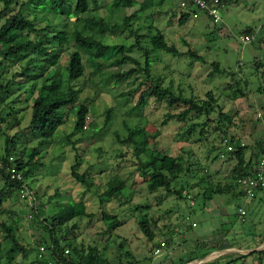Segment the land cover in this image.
Masks as SVG:
<instances>
[{
  "label": "rangeland",
  "instance_id": "rangeland-1",
  "mask_svg": "<svg viewBox=\"0 0 264 264\" xmlns=\"http://www.w3.org/2000/svg\"><path fill=\"white\" fill-rule=\"evenodd\" d=\"M111 2L112 0H98L97 7H91L89 13L109 16L111 20L120 22L123 14L135 11L129 24L132 28H137L140 43L148 50L151 59L150 73L153 77L158 76L162 85H169L175 92L181 91L187 96L193 94L204 97L205 92L211 89L222 110L232 116L233 124L228 127L229 134L245 144L263 141L264 131L256 117V110L264 111V93L256 91V87L262 81L264 69V0L228 1L220 11L222 20L219 24L210 22L204 14L180 24L177 20L179 0H137L133 6L122 7L114 12L111 11ZM13 7L17 8V4ZM25 9L29 16L36 18L38 27H44L47 23H55L59 27L62 22V19L58 22L57 15L51 12L32 7ZM64 12L70 20H74L70 9H64ZM247 27L252 28L254 38L243 43L238 35L245 33ZM157 28L179 50L195 49L204 62L185 54L174 56L161 49H153L149 37ZM102 39L107 43L120 42L128 45L134 41V36L126 30L116 29L107 32ZM66 46L68 49L73 47L70 43ZM129 52L143 62L144 56L139 48L131 47ZM57 57L59 63L65 64L67 49L60 51ZM25 59L26 56H22L20 62ZM214 60L225 71H215L209 75ZM255 60L260 61L263 66L256 69ZM84 63V74L73 80L74 87L78 90V100L60 110L64 121L45 149L42 158L44 165L35 167L27 177L28 186L36 196L35 202L43 205L41 218L55 212L67 201L82 200L86 210L94 215H81L69 222L77 225L74 229L76 241L96 244L112 260L119 251V242L131 249L136 257L149 254L155 248H151L150 240L138 227L134 204L139 203L147 205L146 214L151 218V226L155 232L153 241L164 239V234L172 239L170 253L167 254L166 249L162 248L155 259L158 256H169L178 262L180 257L186 258L192 249H200L197 244L202 241H218L220 244L226 242L229 245L234 240L243 244V240H252L253 236H257L252 233H264V193L251 200L243 195L230 197L225 192L216 194L205 205H202L200 195L192 197L208 186L209 182L223 185L230 180V169L235 158L223 151L224 146L220 142L222 134L213 129L214 120L208 122L203 133H199L200 125H191L193 121H203V115L183 122L172 118L163 123L168 110L164 99L156 100L149 96L144 105L133 109L139 92L136 91L132 98L119 94L120 91L144 81L146 76L143 71L118 82L112 79L104 81L98 71L91 73L96 64L87 61L85 55ZM130 66L132 64L128 62L121 65L104 63L102 70L106 74L108 71ZM236 80L239 81L238 85L235 84ZM145 81L141 88L145 86ZM28 84L29 81H22L11 96L22 92ZM33 94L25 91L16 101L20 124L11 127H4L2 124L1 130L4 133L12 134L17 128L25 126ZM80 101L88 106L87 127L82 131H75V110ZM107 107L111 108V112L105 123ZM215 115V112L211 113L210 118ZM125 124L132 127L141 125L149 136L150 148H158L180 157L184 171L178 174L172 185L180 188L188 182L190 186H185L187 191H183L185 198L176 197L162 188L148 191V176L141 173L139 160L132 152V143L119 141L127 135ZM30 135L28 130L20 132L17 146L35 144V138L27 140ZM3 145L4 134L0 132V150ZM218 151H222V155L219 153L216 156ZM249 151L246 150V156ZM76 154L80 159L78 171L89 173V186L75 180L70 174V164L74 162ZM199 166L206 167V170L198 169ZM206 173L208 178L201 180ZM114 174L125 181L123 194L119 198L114 197L107 189L106 182ZM2 183L0 179V185ZM237 203L244 204L247 208L243 220L236 214ZM103 210L115 213L120 219V224L110 232L105 231V222L101 217ZM29 212L26 201L18 194L12 192L10 196L3 198L0 221L14 226V233L24 248L8 252L10 240L2 237L3 230L0 227L1 264H5L9 256L18 264H35L32 259L37 251L36 239L44 231L41 223L35 221ZM257 256L260 257L259 252L250 255V258L237 259L229 264H256Z\"/></svg>",
  "mask_w": 264,
  "mask_h": 264
},
{
  "label": "trees",
  "instance_id": "trees-1",
  "mask_svg": "<svg viewBox=\"0 0 264 264\" xmlns=\"http://www.w3.org/2000/svg\"><path fill=\"white\" fill-rule=\"evenodd\" d=\"M0 132L4 134V145L0 150V206L3 198L10 196L12 192L19 195V189L26 186L29 190H33L28 186L27 177L33 172L37 166L44 165L42 161L44 152L49 143L52 142L53 134L56 129L63 123L64 118L61 114V109L68 105L77 102L78 90L74 87L73 80L82 76L85 71L84 55L87 61L96 64L91 71H96L102 75L104 81L114 80L116 82L130 76L131 74L143 71L147 80L145 86L141 88L144 81H140L136 86L127 90L120 91V96L132 98L134 93L138 91V96L132 106L133 109H138L147 101L148 97H153L156 100L164 99L168 106V110L162 122L165 123L168 119L177 121H185L203 115L205 118L201 122H192V126H198L199 133H203L204 127L209 121H215L213 129H217L222 134L220 136L221 145L224 146L225 152L229 157L235 158V162L230 169V180L223 185L208 183V186L193 195L197 198L200 195L202 205L212 199L216 194L227 192L230 197L243 195L244 193L236 182V178L242 174L250 173L255 161L261 155H264V137L263 141L254 142L255 144L241 143L238 138L229 134L228 127L233 124L232 116L222 110L221 104L211 89L207 90L204 97L195 96L193 94L184 95L181 91L175 92L171 86L162 85L158 76L153 77L150 73L151 59L148 55V50L140 43V34L137 28H132L129 24V19L135 15V11L130 14H123L122 20L116 22L111 20L109 16L90 14L91 7H97L98 0H0ZM137 0H112L111 11H116L122 7L133 6ZM228 1L234 0H224ZM17 4V8L13 5ZM13 7V8H12ZM25 7H32L51 12L57 15L60 26L55 23H47L44 27H38L36 18L29 16ZM178 22L183 24L188 19L193 18L192 12L196 9L190 5L179 6ZM64 9H70L71 16L74 20H70L65 14ZM204 14L199 13V16ZM206 16V14H204ZM198 16V17H199ZM207 17V16H206ZM208 18V17H207ZM195 19V18H194ZM209 19V18H208ZM211 22V21H210ZM51 28V29H49ZM116 29L126 30L134 36V41L130 44L124 43H107L104 42L102 36L107 32H113ZM245 33H251L252 28H245ZM150 44L152 48L161 49L174 56L183 54L203 61L201 55L196 53L195 49L179 50L173 43H170L165 38L162 30L159 28L150 35ZM72 44L73 47L67 48V44ZM137 47L142 51L144 59L141 62L136 56L129 51L131 47ZM67 49L68 57L65 64L58 62L57 55L60 51ZM26 56L24 62H20L21 57ZM124 62L132 64L126 69H115L104 74L102 65H121ZM18 64V65H17ZM209 75L215 71L222 73L224 68L219 67L217 61H212ZM256 69L263 66L260 61L255 60ZM227 71V70H226ZM9 72V73H8ZM262 81L256 87V91L264 93V69L262 70ZM22 79V80H20ZM22 81H29L22 92L15 96H11L15 89H18ZM236 85L239 81L236 80ZM241 90V89H240ZM16 91V90H15ZM34 93L30 103V115L23 128H17L12 134L4 133L1 125L18 126L20 118L18 117L19 107L16 101L19 100L22 93ZM11 96L10 98H8ZM25 100V98H24ZM178 108L177 110H171ZM264 110V107L262 108ZM88 106L85 102L80 101L75 110V121L73 129L75 131L84 130L87 125L86 115ZM111 108L105 109V123L110 118ZM215 112L214 118H210V114ZM127 135L120 142L132 143V152L139 160L141 173L146 174V188L149 192H153L158 188L164 189L167 193H173L176 197L185 198L183 191L189 187L188 182L182 184L180 188H175L172 182L179 173L184 171L180 157L174 156L161 151L158 148H150L148 135L143 130L141 125L129 126ZM28 130L30 138L36 139V143L32 146L22 145L17 146L18 134ZM223 138H227V143L232 146L231 150L226 149V144ZM220 147V146H219ZM249 149V154L246 156V150ZM222 151H218L216 156ZM80 163L79 156L76 154L75 160L70 164L71 176L89 186L91 183L89 173L78 171ZM14 167L19 173V177L10 176L9 168ZM200 170H206V167L199 166ZM189 170V169H188ZM206 173L201 177V180H206ZM107 189L111 194L119 198L123 194L125 181L117 174L112 175L106 182ZM187 191V190H186ZM264 193V188L257 190L254 197ZM36 196L32 204L29 206V215L34 216L35 221L41 223V228L44 235H40L36 239L37 245L42 243L46 248V257L40 258L37 256V251L33 262L37 264H46V259H51L54 264H173L172 257L166 256L169 259L165 260V256L161 260H156V254L151 251L142 257H136L131 249L125 247L123 242L117 244L119 251L112 260L96 244H89L76 241L74 229L77 228L75 222H69L81 215L93 216V212L86 210V205L82 200L67 201L63 203L55 212L49 213L41 218L44 212L42 203L35 202ZM192 205V204H190ZM244 204L237 203L236 214L244 219V215H240L237 211L239 206ZM135 217L139 229L143 235L150 240L151 248L160 246L163 250L166 249L169 254V249L172 248L171 236L164 234V244L161 246V239L154 240L155 232L151 226V218L146 214L147 205L134 204ZM102 219L105 222V231L110 232L120 224V219L115 213L102 211ZM1 230H3V238L10 240V246L7 251L13 249L21 250L23 244L16 237L12 225L5 221H0ZM257 235L258 239L255 245L260 243L264 238V233H252ZM243 244H238L234 240L228 246H237L239 248L250 247V240H243ZM199 248L192 249L187 253L186 258H179L180 263H185L193 259L201 258L208 252L221 247L218 241H202L198 243ZM68 248L67 252L64 249ZM263 250L255 251L262 252ZM254 252V251H253ZM252 253V252H250ZM24 255V254H23ZM248 254L235 253L227 260L218 262V260H210L200 264H229L237 259H244ZM172 258V259H171ZM1 259V258H0ZM175 262V261H174ZM1 264V261H0ZM5 264H18L13 261L11 256L7 257Z\"/></svg>",
  "mask_w": 264,
  "mask_h": 264
},
{
  "label": "built area",
  "instance_id": "built-area-1",
  "mask_svg": "<svg viewBox=\"0 0 264 264\" xmlns=\"http://www.w3.org/2000/svg\"><path fill=\"white\" fill-rule=\"evenodd\" d=\"M178 4L181 7H185L188 5H190V7H195L196 9L191 14L193 18H197L199 16V13L203 12L212 23L219 24L222 20L220 11L225 7L226 2L224 0H179ZM238 38L243 43L248 42L254 38V32L240 34L238 35ZM87 116L88 115H86V118ZM256 117L262 124L264 131V111L257 109ZM85 126L86 125H84V127ZM223 142L226 144L227 150L232 149V146L227 143V138H223ZM9 172L11 177H19V173L15 171L14 167H10ZM236 182L239 184V187L243 191L244 196L249 199L256 195L258 189L264 188V155H261L257 158L254 165L252 166V170L250 173L238 176L236 178ZM19 196L26 201V207L29 208L34 199V194L32 193V191L24 185L19 189ZM237 211L242 216L245 214L246 208L245 206L241 205L237 208ZM160 244L162 246L164 244V241L161 240ZM67 251L68 248H65L64 252ZM153 251L155 254H158L161 251V247H155ZM45 255L46 248L44 244H38L37 256L45 259ZM46 264H54V262L51 259H46Z\"/></svg>",
  "mask_w": 264,
  "mask_h": 264
},
{
  "label": "crops",
  "instance_id": "crops-1",
  "mask_svg": "<svg viewBox=\"0 0 264 264\" xmlns=\"http://www.w3.org/2000/svg\"><path fill=\"white\" fill-rule=\"evenodd\" d=\"M259 196V195H258ZM257 196V197H258ZM256 197V198H257ZM258 239V236H253L252 237V240H250V247H247V249L248 248H254V247H256L257 245H259V244H261L262 242V247H261V249H258V250H252V251H249V252H247V253H243V254H248L245 258L247 259V258H250V255H252L253 253H255V251H259V250H263L262 252H259L260 253V257H258L257 258V260H255V262H256V264H262V262H264V238L262 239V241L260 242V243H258L257 245H255V240H257ZM221 245V247H219V248H217V249H221V250H218V251H216V252H214V253H212L211 255H210V257H209V259L208 260H206V261H210V260H218V262H222V261H224V260H227L229 257H231V256H233L235 253H240V252H238V251H235V250H230V249H227V248H229V247H231V246H228V244H226V242L225 243H223V244H220ZM234 247H236V248H239V247H237V246H235L234 245ZM243 248V247H242ZM215 250V249H214ZM254 251V252H253ZM250 252H252V253H250ZM170 253V252H169ZM209 253V252H208ZM35 257V256H34ZM163 257H161V256H158V257H156V260L158 259V260H161ZM169 258L168 257H166L165 256V259H164V261L165 260H168ZM172 259V258H171ZM198 259V258H197ZM173 260V259H172ZM194 260V259H193ZM32 261H33V259H32ZM191 261V260H190ZM206 261H203V262H206ZM203 262H200V263H203ZM35 264H37L36 262H34ZM173 264H182V263H180L179 261L178 262H172ZM200 263H193V264H200Z\"/></svg>",
  "mask_w": 264,
  "mask_h": 264
},
{
  "label": "water",
  "instance_id": "water-1",
  "mask_svg": "<svg viewBox=\"0 0 264 264\" xmlns=\"http://www.w3.org/2000/svg\"><path fill=\"white\" fill-rule=\"evenodd\" d=\"M263 243V242H262ZM262 243L257 245L256 247L254 248H236V247H229L227 249H230V250H235V251H238L240 253H247L249 251H252V250H258V249H261L262 247ZM218 250H221V249H215V250H212L210 251L209 253H207L206 255H204L203 257L201 258H198V259H194V260H191V261H188V262H185V263H182V264H193V263H200V262H203V261H206L209 259L210 255Z\"/></svg>",
  "mask_w": 264,
  "mask_h": 264
}]
</instances>
